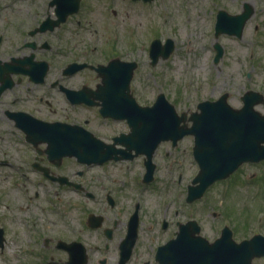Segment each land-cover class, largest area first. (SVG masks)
Instances as JSON below:
<instances>
[{
	"label": "flooded vegetation",
	"instance_id": "flooded-vegetation-1",
	"mask_svg": "<svg viewBox=\"0 0 264 264\" xmlns=\"http://www.w3.org/2000/svg\"><path fill=\"white\" fill-rule=\"evenodd\" d=\"M156 1L0 0V181L9 178L12 183L19 173L34 175L46 185L47 205L55 195L62 204L66 197L63 205L74 214L45 241L46 253L57 252L61 264H120L126 248L124 264H159L157 248L194 219L187 212L194 202L188 200L197 171L194 158H91L94 162L87 164L67 153L66 136L76 140L82 127L102 141L101 154L109 145L125 148L131 128L121 114L130 106V93L135 96L134 75L126 84L130 63L138 65L143 50L148 56L154 39L160 38L155 45L165 46L163 50L168 45L162 27H147V9L153 8L152 17L161 16ZM131 16L135 24L127 26ZM247 164L253 163L236 171ZM183 174L190 178L181 186ZM159 180L165 192L173 187L178 196V189L185 190L186 213L174 220L162 218L159 224L153 219L148 230L155 225L150 233L157 234H150L138 251L143 197L147 191L158 192ZM15 188V183L0 188V202L8 209ZM33 196L23 193L27 206ZM11 218L0 209L1 249ZM171 227L170 236L163 237Z\"/></svg>",
	"mask_w": 264,
	"mask_h": 264
},
{
	"label": "rangeland",
	"instance_id": "rangeland-1",
	"mask_svg": "<svg viewBox=\"0 0 264 264\" xmlns=\"http://www.w3.org/2000/svg\"><path fill=\"white\" fill-rule=\"evenodd\" d=\"M169 2L156 1L160 17H152L153 8L147 9V27L150 24L162 27V36L173 37L175 47L167 59L159 60L155 66L149 64L147 53L141 51L139 65L132 79V87L140 103L150 104L161 91L178 111H192L198 101L216 99L223 92L228 93V103L234 107L241 106L240 96L248 89L264 94V0H238L236 4L233 0ZM244 2L252 4L254 13L246 21L242 35L220 34L215 38L212 22L217 9L239 12ZM125 22L127 26L128 22L133 26L135 19L131 16ZM215 41L224 50L216 63L212 61V45ZM256 109L264 114L262 105H257ZM191 147L190 137L179 141L177 151L169 143H163L157 147L153 158H192ZM196 170L195 163L194 172ZM189 178L183 174L181 186ZM38 179L34 175L26 177L19 173L13 175L12 183L9 178L0 181L1 189H9L14 183L18 187L15 188L17 192L15 189L12 191L10 209L6 208L4 200L0 202L4 215L11 214L12 217L5 223L8 235L3 248H0V264H61L57 252L46 253L43 240L46 235L58 234L62 220H71L74 210H68L63 205L65 196L62 197L63 204L55 195L54 203L50 201L47 205L46 193H43L46 185L38 183ZM156 184L158 192L147 191L143 197V224L138 251L143 250L142 243L145 245L148 242L150 234H157L150 233L155 225L148 230L153 219L159 224L162 218L174 220L186 213L183 209L185 190L178 189L177 196L176 188L168 187L165 190L169 191L165 192L162 180ZM34 191H38V197L33 196ZM23 193L33 196L28 206ZM192 204V209L187 212L198 221L201 234L210 241L219 236L226 222L232 228L236 241L250 237L255 232L264 235V161L243 165L226 179L214 182ZM176 205L179 215L174 216L173 207ZM157 227L160 229L159 225ZM173 229L163 230V237L168 238ZM52 255L55 257L50 259ZM134 261L129 264L138 263ZM253 262L263 264L264 257H256Z\"/></svg>",
	"mask_w": 264,
	"mask_h": 264
},
{
	"label": "water",
	"instance_id": "water-1",
	"mask_svg": "<svg viewBox=\"0 0 264 264\" xmlns=\"http://www.w3.org/2000/svg\"><path fill=\"white\" fill-rule=\"evenodd\" d=\"M244 8L235 16L219 11L216 33L228 32L240 36L252 12L247 3ZM169 42L172 43L171 40ZM154 48L151 45L150 52L153 54ZM169 48L164 57L172 46ZM134 66L135 63H132L127 72V83ZM226 96L223 94L215 101L198 103L200 110L190 115L192 124L189 127L178 126L184 114L177 116L174 106L163 94L157 96L152 106L146 107L139 106L131 97L130 106L125 111L131 126L129 140L125 142L127 150L134 149L135 154L145 153L147 158H151L159 141L172 139L175 142L185 134H193V155L200 169L194 178L198 184L191 188L189 199L199 197L211 182L228 176L240 163L264 159V115L253 109L254 103L263 101L262 95L247 91L242 96L244 104L241 108L231 107L226 102ZM65 139L69 153L79 158H97L96 140L85 130L77 145L69 136ZM49 149L53 150L51 141ZM116 152L113 145L106 149L107 157H117ZM125 155L133 157L134 154ZM199 230L194 221L182 225L176 238L158 248L160 264H252L254 256L264 255V236L261 234L236 242L230 231L225 229L219 238L208 242L197 234Z\"/></svg>",
	"mask_w": 264,
	"mask_h": 264
}]
</instances>
